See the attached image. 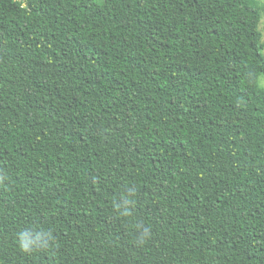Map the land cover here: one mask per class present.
Here are the masks:
<instances>
[{"label": "trees", "instance_id": "16d2710c", "mask_svg": "<svg viewBox=\"0 0 264 264\" xmlns=\"http://www.w3.org/2000/svg\"><path fill=\"white\" fill-rule=\"evenodd\" d=\"M263 9L0 0V264H264Z\"/></svg>", "mask_w": 264, "mask_h": 264}, {"label": "rangeland", "instance_id": "374dc122", "mask_svg": "<svg viewBox=\"0 0 264 264\" xmlns=\"http://www.w3.org/2000/svg\"><path fill=\"white\" fill-rule=\"evenodd\" d=\"M96 1H99V0H96ZM259 2L264 8V0H259ZM263 27H264V9L262 10V19H261V23L259 25V29L262 32V42L264 43V28ZM262 53L264 55V49H263ZM259 85L264 88V75H261L259 77Z\"/></svg>", "mask_w": 264, "mask_h": 264}]
</instances>
